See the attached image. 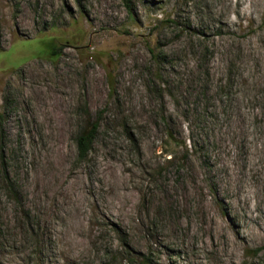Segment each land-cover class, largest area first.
Here are the masks:
<instances>
[{"label":"rangeland","instance_id":"obj_1","mask_svg":"<svg viewBox=\"0 0 264 264\" xmlns=\"http://www.w3.org/2000/svg\"><path fill=\"white\" fill-rule=\"evenodd\" d=\"M1 128L0 264H264V0H0Z\"/></svg>","mask_w":264,"mask_h":264},{"label":"trees","instance_id":"obj_2","mask_svg":"<svg viewBox=\"0 0 264 264\" xmlns=\"http://www.w3.org/2000/svg\"><path fill=\"white\" fill-rule=\"evenodd\" d=\"M59 47L56 45H52L50 47V51H51V55L55 56L59 54ZM115 87L114 84L111 83V93L110 96L114 97L115 95ZM104 110H100L97 114V116L93 117L90 116L91 113L89 114V119L87 120V126L85 128H83L76 137V146H77V151H78V157L79 159L85 160L87 158V156L89 155V153L92 151L93 149V145L95 142L96 137L98 136V132H99V128H100V118L103 114ZM124 128L127 132H129L126 124H124ZM0 135H1V141L2 143L4 142V139L6 137V132L4 131L3 128L0 129ZM5 147V146H3ZM5 155L2 154L1 156V161H2V165H1V170H2V174L4 176L5 181L9 182L10 185H13L12 179L10 177V173L8 171L7 168V163H6V159L4 158Z\"/></svg>","mask_w":264,"mask_h":264},{"label":"bare ground","instance_id":"obj_3","mask_svg":"<svg viewBox=\"0 0 264 264\" xmlns=\"http://www.w3.org/2000/svg\"><path fill=\"white\" fill-rule=\"evenodd\" d=\"M217 229H218V232L221 233V229H220L219 226L217 227ZM235 244H236V242H233V248L230 250L231 253H233V251L235 250L234 249L235 248Z\"/></svg>","mask_w":264,"mask_h":264}]
</instances>
